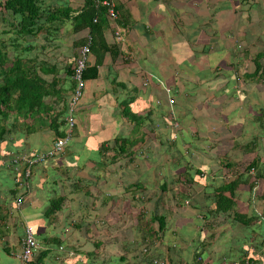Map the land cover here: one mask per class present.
I'll return each instance as SVG.
<instances>
[{
    "label": "crops",
    "instance_id": "0c3cea01",
    "mask_svg": "<svg viewBox=\"0 0 264 264\" xmlns=\"http://www.w3.org/2000/svg\"><path fill=\"white\" fill-rule=\"evenodd\" d=\"M41 1L43 6L54 8L70 6L75 9L81 4V0ZM108 1L117 10V17L113 21L107 19L103 36L108 43L114 42L117 50L113 54L104 53L97 63L96 77L85 80L86 87L74 113V127L65 147L67 156L56 158L45 154L30 168L26 191H22L18 178L4 169L0 161V264H22L13 254L19 250L23 222L35 230L36 240L43 229L47 235H61L67 239V245L55 248L54 258L44 264H61L65 259L66 264H148L147 259L137 254L144 236L143 224L137 221V203L143 205L142 213L148 215L157 201L160 180L174 188L178 177L189 184L188 196L178 205V201L169 199L168 191V197L162 198V208L158 203L159 214L164 209L165 225L159 241L150 236L155 243L151 249L154 256L168 263L181 264L183 260L182 264H196L191 260V253L199 215L192 205L196 207L202 202L203 192H210L223 179L215 162L211 164L216 157L214 152L234 150L239 137L248 141L251 138L249 128L242 123L258 111L262 114L264 89L252 81L235 84L231 77L233 72L227 68L232 62H246L245 56L239 59L241 51L232 37L241 41L242 47H248L251 53L264 48V0ZM4 17L0 12V29ZM69 30L70 22L65 21L58 43L49 46L50 49L54 46L55 54L64 52L66 64L71 63L78 48L71 47L75 35ZM31 44L35 45L31 52H39V40L36 38ZM87 60L92 64L93 56L88 54ZM244 63L235 64L234 73L242 71ZM223 70L226 71L222 73ZM64 72L60 68L57 76L64 78L62 87L66 90V100L70 82ZM225 84L235 89L232 95L222 91ZM170 97L172 104L167 102ZM125 101L129 102L127 107L131 112L145 117L136 131V135L142 132L141 141L131 157L116 154L109 163L112 174L105 181L107 178L102 174L94 172L91 176L94 167L113 155L112 148L120 140L117 138H127L134 131L129 116L121 112ZM170 118L178 122L176 130L167 123ZM147 130H152L154 138L158 136L159 139L146 137L143 132ZM174 132L175 139H181L173 146L169 138ZM240 133L245 135L239 136ZM236 136L239 137L234 140ZM53 139L52 131L45 128L22 145L18 140L15 151L13 145L12 150L5 151L8 154H44ZM208 144L212 151L208 157H201L200 152L204 153ZM206 166H211L210 173L203 172L208 171ZM197 169L203 173L200 178L195 177ZM80 174L92 179L97 176L96 181L84 182L91 195L98 198L93 201L98 203V209L89 218L92 221L83 236L71 227L73 215L79 213L81 199H73L57 210L55 221L49 224L44 215L49 198L63 190L56 185L58 180L67 182ZM14 187L17 196L11 199L9 192ZM240 191L238 200L243 207L250 194L244 188ZM19 196L21 204L14 207ZM89 219L83 218V224ZM216 220L214 228L218 230H214V237L201 247L200 258L207 264H214L218 261L217 254L232 249L234 256L229 260L236 262L238 244L242 240L236 237L242 232L236 224L228 229V221L223 216ZM92 235L96 240L109 239L107 244L114 246L116 254L103 253L93 259L86 258L83 252L92 250V243L88 241L89 237L92 240ZM75 250L82 254L77 255ZM118 255L123 256L122 259Z\"/></svg>",
    "mask_w": 264,
    "mask_h": 264
},
{
    "label": "trees",
    "instance_id": "16d2710c",
    "mask_svg": "<svg viewBox=\"0 0 264 264\" xmlns=\"http://www.w3.org/2000/svg\"><path fill=\"white\" fill-rule=\"evenodd\" d=\"M100 1L81 0L80 6L73 9L70 6L56 8L43 6L41 0H0L1 17L5 15L4 19L1 20L3 25L0 29V147L2 148L0 150V161L4 169L18 178V182L22 179L27 164L22 161L21 165L20 160H16L15 163L11 162L12 165L16 164L17 170L15 171L9 164L8 158L19 156L22 153L12 152L8 154L5 150L14 148L13 151H15L18 147L16 145L18 140L22 145L24 141L32 138L45 128L52 131L54 139L63 136L64 133L63 119L67 100L64 96L66 90L62 87L64 78L57 75L58 70L62 68L70 82L69 90H71L74 85L71 79L74 57L70 59L71 63L66 64V62H63L66 60L65 55H62L64 52L55 54L56 49L53 50L54 46L51 49L49 47L54 43H58L63 23L65 21L70 22L69 31L75 35L74 39L71 40V47H79L88 41L89 54L93 56V62L89 64L88 60L86 61L82 72L84 81L96 77V66L104 53L113 54L117 50L116 44L114 42L108 43L103 36V28L107 24V18L106 7L100 5ZM115 11L117 10L115 9ZM2 27L5 29H2ZM36 38L40 43L38 46L39 52L37 53L31 52L35 48V45L31 43ZM237 46L241 51L239 59L242 60V57L245 56L246 62H230L231 64L228 65L230 68L227 69L233 72L231 77L235 80V84L239 82L242 85L243 82L252 81L261 89H264V48L251 53L248 47H242L241 41L237 42ZM237 63H244V66L242 71L238 72L237 70L234 73L235 64ZM224 71L226 70H223L222 73ZM233 90L235 89L228 88L227 84L222 88L223 92L230 94ZM128 101L124 102L125 107L122 108L121 112L125 116H129V120L134 124V131L127 138H117L120 140L112 148L113 155L107 161H101L97 164L91 176L95 172L96 175H98L97 173L104 175L107 178L105 181L109 180L112 174L109 163L113 161V158L117 155L131 157V154L136 151L135 146L140 144L141 140L139 138L142 132L136 135V131L140 128L145 117L131 112L127 107ZM258 112L242 123L244 127L249 128L251 138L248 141H244L242 137H239L245 135L240 133L239 136L234 138L235 140L239 137V140L236 141L239 142L237 148L234 150H218V153L214 152L216 157L214 161L212 157L211 162H213L211 164L215 162L214 165L217 166L216 168H218L223 179L214 185L210 192H203L202 202L196 207L192 205L199 215V219L196 221L198 230L192 241L191 253V260L196 264H207L204 259L200 258V251L203 244H207L214 237L215 231L218 230V228H214V222L218 221L216 220L218 216H223V219L228 221V229L236 224L238 231L242 232L236 239L242 240L238 244L240 246H238L239 254L236 262L229 260V257L234 256L231 252H235V250L229 249L228 252L217 254L218 257L215 255L218 261L216 260L217 262L214 264H264V251H260L261 234L264 229V107L262 114H260V111ZM171 120L172 118L167 123H171ZM143 134L156 141L159 139L158 136L154 138L155 135L152 130H147ZM159 135H161L160 132ZM170 136L172 135L170 134ZM180 139V137L176 139L169 138V141L174 146ZM211 149L213 148L209 147L208 144L204 153L200 152L201 157H208L209 152L212 151ZM66 153L67 148L64 149L62 154L56 155V158L67 156ZM33 154L28 152V157L33 156ZM236 155L238 157L234 158ZM206 167L208 171L204 170L203 172L210 173L212 171L211 166ZM194 173L196 178L203 175L201 169H197ZM91 176L84 177L80 174L73 180H67V182L58 180L59 184L52 180L63 190L61 193H53L48 200V205L44 210V215L48 219L47 224L55 221L57 210L66 207L71 200L79 198V200L81 199L77 210L79 213L73 215L71 227L72 231H76L81 236L86 233L88 230L87 225L92 221L89 218L93 217L98 209V203L93 202L98 198H94L84 184V182L97 180V176H93L95 179H92ZM183 182L185 181L178 177L177 182L172 186L174 188H169L166 186L167 182L165 180H160L157 201L154 204V209L148 215L142 213L143 205L137 203L139 209L137 221L141 222L144 228V236L138 245L137 254L142 255L144 260L147 259L148 264H152L151 254L157 258L153 255L151 247L155 244L154 238L157 237V241L160 240L165 225L164 209L159 214L157 205L159 203L161 207L162 198L168 197V191H170L169 199L178 201V205H180V202L188 196L187 188L189 184ZM187 183H190V181H187ZM241 188H244L250 194L244 200L243 207H241L242 202L238 200L240 199ZM11 190L9 196L13 199L17 196V192L15 187ZM127 190L125 187V191ZM78 193L82 194L78 195ZM202 216H205L206 220ZM85 217H88L89 220L84 225L82 221ZM202 221L204 224L201 225ZM31 229L35 234V230L32 227ZM44 230L40 232L39 238L36 237L38 248L29 257L27 264H44L49 258H54L55 248H61L60 245H67V239H63L61 235H47ZM150 236H154L153 239H150ZM244 237L246 238L244 239ZM89 238L88 241L92 243V250L83 252L86 258L91 256L90 259H93V257L96 258L103 253H106L107 256L116 254L114 246L107 244L109 239L96 240L97 237L93 238V235L92 240L91 237ZM256 238L257 241H255ZM151 240L153 243H151ZM248 241H251V243ZM143 246L146 248L145 252L141 251ZM116 247L122 249L121 246L117 245ZM125 251L124 249L123 252ZM74 252L79 256L82 254L78 250ZM122 257L119 256L118 258L122 259ZM67 262L65 259L61 264ZM165 262V264H171ZM182 263L183 260H181Z\"/></svg>",
    "mask_w": 264,
    "mask_h": 264
},
{
    "label": "built area",
    "instance_id": "2783aa9c",
    "mask_svg": "<svg viewBox=\"0 0 264 264\" xmlns=\"http://www.w3.org/2000/svg\"><path fill=\"white\" fill-rule=\"evenodd\" d=\"M100 5L106 7V18L108 21H113L117 17V12L115 11L114 7L109 1L101 0ZM117 35V34H115ZM116 40H119L120 37H115ZM235 42H238L239 40L232 37ZM89 54V47H88V41L82 45H80L75 53L74 56V62H73V68L71 73V79L74 83L72 89L70 90L66 105H65V114H64V133L63 136L57 137L53 139L52 145L50 149L47 151V153L44 154H33V156L28 157V154H20L19 156H13L8 158L9 164L15 163L16 160L24 161L27 166L24 169L23 177L19 181L18 186L22 188V191H26L27 188V178L30 175V168L33 167L35 164L39 163L42 158L46 155H59L62 154L64 151V146L66 145L68 139L70 138V134L72 132V129L74 127V113L77 109V106L80 102V99L83 94V88H84V80L82 79V72L85 68V64L87 61V56ZM169 104H172L173 99L168 98L167 101ZM170 128L176 130L178 128V122L172 118L170 121ZM176 133L174 132L173 135L170 137L171 139H175ZM12 168L14 170H17L16 164L12 165ZM24 178V179H23ZM21 204V196H19L14 201V207H17ZM22 234L20 237L19 242V250L13 254L15 258H17L22 264H27V261L29 257L33 254L34 250H36L38 247L37 241L33 235L31 226L27 224L26 222L22 223ZM150 242V240H148ZM261 246L260 251H264V229L261 234ZM151 243L153 241L151 240ZM60 248V247H59ZM141 251L145 252L146 248L145 246L141 247ZM152 264H165L166 262L164 260H161L159 258L151 257Z\"/></svg>",
    "mask_w": 264,
    "mask_h": 264
},
{
    "label": "rangeland",
    "instance_id": "374dc122",
    "mask_svg": "<svg viewBox=\"0 0 264 264\" xmlns=\"http://www.w3.org/2000/svg\"><path fill=\"white\" fill-rule=\"evenodd\" d=\"M84 87H86V84H85V82H84ZM84 89V88H83Z\"/></svg>",
    "mask_w": 264,
    "mask_h": 264
}]
</instances>
